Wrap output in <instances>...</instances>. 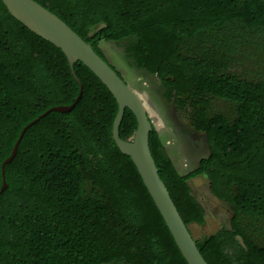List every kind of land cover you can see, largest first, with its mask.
Wrapping results in <instances>:
<instances>
[{
	"label": "trees",
	"instance_id": "16d2710c",
	"mask_svg": "<svg viewBox=\"0 0 264 264\" xmlns=\"http://www.w3.org/2000/svg\"><path fill=\"white\" fill-rule=\"evenodd\" d=\"M33 1L104 61L100 42H123L128 64L189 92L202 112L196 129L207 135V155L180 175L152 130L158 175L187 228L205 224L191 180L205 178L230 208L228 227L195 239L207 264H264V64L257 69L240 53L264 43V0ZM73 69L83 88L73 111L28 128L5 166L0 264H186L112 139L114 98L81 63ZM78 93L61 51L0 1V188L1 164L23 127ZM135 129L125 110L120 139Z\"/></svg>",
	"mask_w": 264,
	"mask_h": 264
},
{
	"label": "water",
	"instance_id": "95a60500",
	"mask_svg": "<svg viewBox=\"0 0 264 264\" xmlns=\"http://www.w3.org/2000/svg\"><path fill=\"white\" fill-rule=\"evenodd\" d=\"M0 1L13 19L23 25L32 34L61 51L68 63L70 73L79 87L78 96L71 105L51 107L23 127L9 157L1 164L2 184L0 195L7 188L4 175L5 166L16 156L18 145L26 130L50 113H70L81 99L83 88L73 69V65L79 62L101 82L114 98L117 104V113L112 123V139L119 152L130 158L136 168L145 189L163 219L184 261L186 264H207L199 253L195 240L182 221L164 183L158 175V170L149 149V134L152 130H155L159 136L160 133L156 130L147 108L138 93L122 80L107 62L94 52L90 44L84 42L64 22L41 5L33 0ZM125 110H128L133 115L136 129L131 138L122 140L119 137V127ZM177 125L180 129H184L187 132L199 133L189 121L178 120ZM203 135L207 138L206 133H203Z\"/></svg>",
	"mask_w": 264,
	"mask_h": 264
},
{
	"label": "rangeland",
	"instance_id": "374dc122",
	"mask_svg": "<svg viewBox=\"0 0 264 264\" xmlns=\"http://www.w3.org/2000/svg\"><path fill=\"white\" fill-rule=\"evenodd\" d=\"M101 48L108 58L110 64L119 70L124 78L133 86L143 103L145 104L149 116L155 125L156 130L160 133V139L166 147V153L170 157L174 167L180 175H185L197 167L200 159L207 155V149L194 152L189 145L182 142H176L171 136L164 133V128L155 115L153 107L148 102L146 91H144V83L137 85V79L131 75L127 68V62L123 55L122 49L112 43L101 44ZM241 61L244 63H253L257 69H261L264 64V43L254 46H246L243 51ZM219 108H223L224 104L218 103ZM192 197L200 203L204 210L205 224L198 226L192 224L189 226L191 235L194 239L202 236L216 233L229 226L232 212L228 205L215 199L209 191L208 181L205 178H196L188 182ZM231 251V250H230Z\"/></svg>",
	"mask_w": 264,
	"mask_h": 264
},
{
	"label": "flooded vegetation",
	"instance_id": "af4514ba",
	"mask_svg": "<svg viewBox=\"0 0 264 264\" xmlns=\"http://www.w3.org/2000/svg\"><path fill=\"white\" fill-rule=\"evenodd\" d=\"M112 43L103 42L101 44ZM117 45L112 43L118 48L122 49L123 55L126 54L125 44ZM105 57V62H107L118 76L122 78L126 83H128L134 90L133 86L124 78L122 73L112 66L103 52ZM127 68L131 75L137 79L138 87L140 83H144V91H146L147 99L151 107H153L155 115L157 116L159 122L164 128V133L171 136L176 142H182L184 145H189L191 149L195 152L202 151L208 147V139L203 135V131L197 130V120L201 116V111L195 103V100L191 97L189 92L180 88V84L176 83L174 78L171 77V84L162 82L157 75L150 76L145 70H139L127 63ZM135 91V90H134ZM136 92V91H135ZM137 93V92H136ZM198 108V109H196ZM183 120L184 122H190V124L199 133L187 132L184 129H180L177 125V121ZM162 141V140H161ZM164 144V143H163ZM165 146V145H164ZM166 150V147H165ZM168 155V154H167ZM190 232V229L188 227ZM191 234V232H190ZM193 237V236H192ZM194 238V237H193ZM195 240V239H194Z\"/></svg>",
	"mask_w": 264,
	"mask_h": 264
}]
</instances>
